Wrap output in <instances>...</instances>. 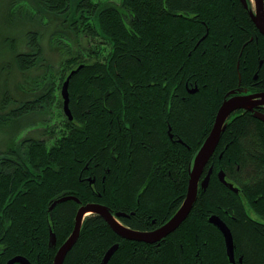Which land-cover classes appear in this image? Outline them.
Here are the masks:
<instances>
[{"label":"trees","instance_id":"obj_1","mask_svg":"<svg viewBox=\"0 0 264 264\" xmlns=\"http://www.w3.org/2000/svg\"><path fill=\"white\" fill-rule=\"evenodd\" d=\"M31 1L0 0V23L29 24L23 49L10 32L2 36L11 59L0 73L18 70L39 93L37 108L21 113L12 110L17 96L5 91L0 102L4 135L17 120L22 128L24 119L38 123L18 143L10 133L0 148V264L14 256L52 264L86 203L106 206L134 230L160 226L181 205L193 157L226 95L264 91V35L250 0L247 8L240 0H36L40 11ZM53 16L58 55L48 61L39 30L30 28ZM77 67L70 120L59 91ZM256 111L264 107L226 120L201 176L211 169L208 183L175 230L154 243L129 240L92 213L62 264H102L114 244L107 264H264V121ZM62 196L79 203L49 210ZM212 215L232 234L235 263Z\"/></svg>","mask_w":264,"mask_h":264},{"label":"water","instance_id":"obj_2","mask_svg":"<svg viewBox=\"0 0 264 264\" xmlns=\"http://www.w3.org/2000/svg\"><path fill=\"white\" fill-rule=\"evenodd\" d=\"M240 1L244 5V7L247 8L246 0ZM249 16L256 28L259 30V32L264 35V0H254V9L249 10ZM79 67L71 70L68 73L65 80L61 84L60 89V94L63 100V113L70 120L72 119V115L68 106V85L70 77L78 70ZM258 107H264V91L237 94L234 90H232L226 95L225 99L221 102L220 106L217 109L213 125L208 135L205 137L193 157L189 170V179L185 198L182 201L181 205L178 207V209L167 221H165L163 224L153 230L139 231L123 225L117 219L120 214H112L104 205L98 203L82 204L79 206L76 212L73 229L67 239L58 247L54 255L52 264L63 263L66 253L78 238L84 218L92 213L100 215L120 237L125 239L142 241L146 243H154L166 237L170 232L175 230L188 216L193 206V203L196 200L198 188L206 187L209 180V175L211 173V169L208 170V172L203 178H201V176L210 156L216 148L221 132L224 129L226 120L236 110L244 109L254 111ZM255 116L258 117L260 120L264 121V113L256 111ZM217 174L220 181H222L227 187L234 190L235 192L238 191L237 187H234L232 183H229L225 180V176L222 171H219ZM69 199H72L79 203L78 198H76L75 196H62L55 199L51 203V205L49 206V210H51L57 203ZM209 221L221 231L224 237L226 253L229 257V260L231 263H235L233 238L227 224L217 215L210 216ZM50 242L52 244L55 243L54 234L52 232H50ZM117 246V244H114L106 251L102 259V264H107L110 256L117 249ZM14 263L30 264L28 259L24 256H14L6 262V264Z\"/></svg>","mask_w":264,"mask_h":264},{"label":"rangeland","instance_id":"obj_3","mask_svg":"<svg viewBox=\"0 0 264 264\" xmlns=\"http://www.w3.org/2000/svg\"><path fill=\"white\" fill-rule=\"evenodd\" d=\"M98 1L103 2V3L118 5L120 0H98ZM31 4H32L31 5L32 9L36 7L37 10H39L36 0H32ZM252 4H253V1H252ZM251 8L253 9L254 5H252ZM59 23L60 22L53 16V18H50V20H48V24H42V26H34V27L29 26V27H32L30 29L39 30V33L41 34V39L39 38V42L41 44L43 54L45 55V58L47 60L49 59L50 61L54 60L58 55L57 50L55 49V46H54L55 37L51 36V31L55 30L56 26ZM28 25L27 23H22L21 25L14 26V25L0 23V41L2 40V36L5 33L10 32L11 36H15V38L18 39V41L16 42L18 43L19 49H23L24 46L21 41L24 40V42L26 43L27 39L25 37V32L27 30ZM10 59H11V56L6 53L5 49L3 50L0 47V66L5 65V64L9 65ZM24 78H26V75L18 72V70L16 69H11L7 72L0 73V102L2 101V95L4 94L5 91H7L13 97L21 96V94L28 92L31 87V84L24 82L25 81ZM17 121H20V125L19 124L17 125V123L14 124L12 130L7 128L8 126H4V129L1 128L5 131L6 135H4L3 131H0V148H5V145H6L5 142L7 139L6 136L9 135L10 133H13L15 137H17L16 143H18L20 140H22L23 137L27 135V133H32L33 130L38 128V125H37L38 123L32 124V122H29V119L28 120L24 119L25 126L23 128H22L23 126L22 119L17 120ZM248 212L250 216L254 218H258L252 211L248 210Z\"/></svg>","mask_w":264,"mask_h":264},{"label":"flooded vegetation","instance_id":"obj_4","mask_svg":"<svg viewBox=\"0 0 264 264\" xmlns=\"http://www.w3.org/2000/svg\"><path fill=\"white\" fill-rule=\"evenodd\" d=\"M81 5H84V3L82 2ZM82 11H83V9H82ZM82 14H83V12L79 13V17H77V19H75V21H77L79 18H81ZM38 96H39V93L37 92L35 84L31 83V89H29L28 92L21 94V96H17V98H15V99L13 98V101L16 102V104L18 106L16 107V109H12V110H17L21 113L22 111H28L29 108L30 109H36L38 106V100H39ZM62 110H63V108H62Z\"/></svg>","mask_w":264,"mask_h":264},{"label":"bare ground","instance_id":"obj_5","mask_svg":"<svg viewBox=\"0 0 264 264\" xmlns=\"http://www.w3.org/2000/svg\"><path fill=\"white\" fill-rule=\"evenodd\" d=\"M251 1H253V0H251ZM246 2H247V0H246ZM187 191V190H186ZM186 195V194H185ZM185 198V197H184ZM184 200V199H183Z\"/></svg>","mask_w":264,"mask_h":264}]
</instances>
